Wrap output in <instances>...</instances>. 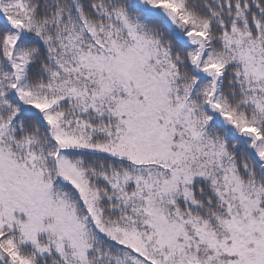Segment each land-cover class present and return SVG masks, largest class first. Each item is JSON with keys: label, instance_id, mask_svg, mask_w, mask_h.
I'll use <instances>...</instances> for the list:
<instances>
[{"label": "snow or ice", "instance_id": "1", "mask_svg": "<svg viewBox=\"0 0 264 264\" xmlns=\"http://www.w3.org/2000/svg\"><path fill=\"white\" fill-rule=\"evenodd\" d=\"M0 264H264V0H0Z\"/></svg>", "mask_w": 264, "mask_h": 264}]
</instances>
